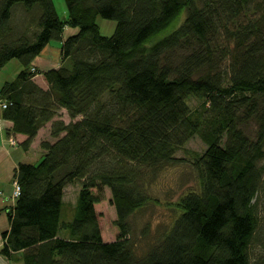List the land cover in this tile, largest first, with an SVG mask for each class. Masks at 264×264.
I'll use <instances>...</instances> for the list:
<instances>
[{
  "label": "trees",
  "instance_id": "1",
  "mask_svg": "<svg viewBox=\"0 0 264 264\" xmlns=\"http://www.w3.org/2000/svg\"><path fill=\"white\" fill-rule=\"evenodd\" d=\"M64 1L62 21L52 0H0V69L21 65L0 87L2 117L26 137L24 150L50 124L40 161L14 170L20 192L0 255L20 254L22 264H264V0ZM97 17L115 21L111 36ZM65 27L75 33L63 38ZM52 40L60 66L42 72V89L30 65ZM246 122L253 138L239 129ZM193 136L206 144L199 189L170 204L176 216L137 255L129 217L151 199L146 177L174 166ZM73 183L75 212L61 220ZM104 188L116 213L112 242L94 209Z\"/></svg>",
  "mask_w": 264,
  "mask_h": 264
},
{
  "label": "rangeland",
  "instance_id": "2",
  "mask_svg": "<svg viewBox=\"0 0 264 264\" xmlns=\"http://www.w3.org/2000/svg\"><path fill=\"white\" fill-rule=\"evenodd\" d=\"M55 11L60 20L67 19V9L64 0H52ZM20 8V7H19ZM14 10L19 15L22 9ZM16 16V15H15ZM17 18V16H16ZM184 16L181 17L180 23ZM99 33L109 37L115 29V21L97 17ZM65 34V32H64ZM50 46L60 49L61 42L52 40ZM12 64L20 66L17 59H13L6 65V72L12 68ZM191 111L199 110L200 101L195 98H189L186 101ZM61 119L68 122L67 114L62 111ZM48 125H45L41 131L40 141L48 138ZM239 129L248 137L253 138L256 126L253 122H246L239 126ZM16 144V143H15ZM206 144L199 136H193L175 153L178 162L174 166H170L159 170L153 178L146 177L147 194L151 198L148 203L136 211L129 217L130 232L127 236L132 243L133 250L137 255H141L154 243L157 231L163 230L171 220L172 216H176V212L171 209L170 204L177 202L178 199L190 191H198V170L196 160L204 151ZM39 162V161H38ZM32 160V163H38ZM79 186L77 183L67 185L64 188L63 207L61 212V220H71L76 206V196ZM97 214L100 234L104 242H112L116 240L118 229L114 224L116 219L115 209L111 202V195L107 188H104L103 199L94 205ZM147 228L144 231V228Z\"/></svg>",
  "mask_w": 264,
  "mask_h": 264
},
{
  "label": "crops",
  "instance_id": "3",
  "mask_svg": "<svg viewBox=\"0 0 264 264\" xmlns=\"http://www.w3.org/2000/svg\"><path fill=\"white\" fill-rule=\"evenodd\" d=\"M65 32V34H64ZM75 33V29L65 27L63 29V38ZM13 61L10 60L6 65ZM0 69V87L5 82H11L15 79L21 65L12 64L9 72H6V67ZM60 66V49L50 46L48 43L42 51L37 55L30 65V70L33 68L39 73L33 77L34 82L42 89H47L48 85L45 81L42 72L56 69ZM63 111V110H62ZM49 124V123H48ZM46 124V125H48ZM49 126L47 127L49 129ZM44 127L38 130L36 136L31 142L28 150H24L21 146L25 140V136L12 133V123L2 117V108L0 107V248L2 246L1 234L8 230V211L12 209L15 203L13 198V173L19 163H32V160L40 161L43 150L40 148V135ZM12 136L16 141L15 145H10L9 137ZM0 264H22L20 254H15L11 260L0 255Z\"/></svg>",
  "mask_w": 264,
  "mask_h": 264
},
{
  "label": "built area",
  "instance_id": "4",
  "mask_svg": "<svg viewBox=\"0 0 264 264\" xmlns=\"http://www.w3.org/2000/svg\"><path fill=\"white\" fill-rule=\"evenodd\" d=\"M34 70L35 69H33V68L31 69L32 72H34ZM0 107L2 109L5 108L6 103L0 101ZM9 143H10V145H15V143H16V141L14 140V138L12 136L9 137ZM12 185H13V194L12 195H13V198L16 199V197L19 195V192H20V186L15 179L12 180Z\"/></svg>",
  "mask_w": 264,
  "mask_h": 264
}]
</instances>
